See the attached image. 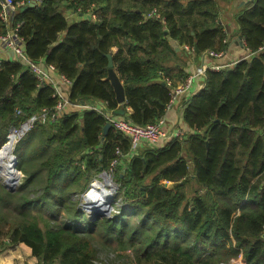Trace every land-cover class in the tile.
Listing matches in <instances>:
<instances>
[{
  "label": "trees",
  "instance_id": "16d2710c",
  "mask_svg": "<svg viewBox=\"0 0 264 264\" xmlns=\"http://www.w3.org/2000/svg\"><path fill=\"white\" fill-rule=\"evenodd\" d=\"M20 7L13 20L26 56L70 79L71 101L127 107L114 115L137 125L165 115L172 87L187 76L185 53L170 39L197 53L227 49L217 0H36ZM151 10L158 16L148 17ZM233 18L249 57L206 71L182 113L195 132L144 146L120 163L110 215L91 214L79 195L108 170L116 147L129 150L128 138L113 127L103 133L105 117L96 110L27 130L13 150L19 184L11 191L0 181V251L17 244L35 264H114L111 254L124 264H264V0L242 4ZM108 54L123 103L106 78ZM54 103L52 87L25 62L0 60V146L11 127ZM113 245L131 247L132 258L110 253Z\"/></svg>",
  "mask_w": 264,
  "mask_h": 264
},
{
  "label": "built area",
  "instance_id": "2783aa9c",
  "mask_svg": "<svg viewBox=\"0 0 264 264\" xmlns=\"http://www.w3.org/2000/svg\"><path fill=\"white\" fill-rule=\"evenodd\" d=\"M24 3L23 0H0V23L5 25V31L0 32V46L10 52L6 60L18 59L25 62L39 83L45 81L52 87V97L55 98V103L53 106L43 107L37 113L29 116L18 128L11 127V132L14 131L17 134L16 139H19L37 122L54 123L65 114L73 112L82 113L84 110L99 111L105 117V121L111 124V127L120 131L129 140L128 152L125 153L119 147H116L109 168L105 171V175L112 181L113 174L117 171L123 158L127 155H134L142 143H148L157 147L155 144L161 143L162 146L166 141L172 139L183 140V138H186L188 132L181 127L169 128L165 120V115L160 116L155 122L137 125L124 116H115L114 110L110 109L102 99L89 98L82 101H71L68 97L71 85L70 79L59 73L53 65L32 61L25 54L23 38L18 31L20 22H14L13 20L19 6H23ZM147 16L152 17L158 15L155 14L154 10H151ZM87 18L94 19L95 14L93 12H87ZM182 46L189 54L195 52V48L192 45L183 43ZM221 54V51L212 49H207L201 53L202 63L192 72L187 73V76L181 82H178L172 87L170 98L166 105V111L180 96L188 92L190 86L198 76H204L207 70L218 71L221 69L222 66L220 64L208 61L220 57ZM165 80L168 83L170 82L168 79ZM16 113L20 114V109L17 108Z\"/></svg>",
  "mask_w": 264,
  "mask_h": 264
},
{
  "label": "crops",
  "instance_id": "0c3cea01",
  "mask_svg": "<svg viewBox=\"0 0 264 264\" xmlns=\"http://www.w3.org/2000/svg\"><path fill=\"white\" fill-rule=\"evenodd\" d=\"M248 1L249 0H231V1L217 0V3L220 7L219 17L221 23L224 24V27L227 31L225 37V41L227 43V49L222 52L220 57L215 58L214 60L213 59L208 60L209 62L211 63L215 62L220 64L221 66H228V65L232 66L238 60L249 57V52L246 50V48L237 42V38H238L237 23L233 18V15L237 12L238 7H240L242 4ZM71 17L75 20L81 18L80 15H75V14H71ZM169 42L179 52L185 53V57L183 58L185 62L182 67L186 73L192 72L197 66H199L202 63L203 60L201 57V52L200 53L194 52L193 54H189L188 52L184 51L182 43H178L174 39H170ZM9 55L10 52L3 49L0 46V60H6L9 57ZM174 70L175 69L173 66L171 71ZM203 85H204V76H198L190 86L188 92L180 96L166 111L165 120L167 121L169 128H176L178 126L181 127L183 130H185L186 132H188V134L191 132H195L193 129H190L187 126V124L184 122L182 118V113L184 110L186 100L191 95L200 91L203 88ZM125 109H127V107ZM120 115H125V114H120ZM147 145L149 144L142 143L137 148L136 153H138L140 149H142L144 146ZM155 145L161 147V143ZM130 157L131 156L128 155L125 156L121 162L126 163ZM120 253L125 255L128 259H131L133 252L132 250L129 249L128 251L121 250ZM35 262L36 260L33 258L31 253L17 244H10L7 247H5L2 251H0V264H35Z\"/></svg>",
  "mask_w": 264,
  "mask_h": 264
},
{
  "label": "water",
  "instance_id": "95a60500",
  "mask_svg": "<svg viewBox=\"0 0 264 264\" xmlns=\"http://www.w3.org/2000/svg\"><path fill=\"white\" fill-rule=\"evenodd\" d=\"M36 4V0H29V2L23 6L20 7L21 10L26 9L27 7L33 6ZM108 64H107V79L110 81L115 96H116V100L119 103H123L125 100V96H124V88H123V84L120 81L119 77L117 76L115 70L113 69V62H112V58L111 55L108 54ZM115 113L118 114H124L125 113V108H119L115 110ZM111 127V124L109 122H106L103 126V133H106V131ZM11 129L9 130L8 134H7V141L8 143H10L9 146H6L7 142H4L1 146H0V153L3 154L4 150L5 153L4 155H0V160L2 159L1 157H7L9 160L8 165L12 168L13 170V175L11 176V178L8 179V181H1V183L3 184V186L11 191L15 190L18 182H19V178H20V170L17 169L16 165H17V156L14 153V144L15 141H17L18 139H14L13 141L9 142V135H10ZM105 171H102L99 175H105ZM90 186H92V183L90 184ZM116 186L111 188V192H110V196L106 197L105 199V203L102 201L97 202L98 204H102L97 206L96 204H89L87 197L85 196L86 194H83V198L84 201L82 202V206L89 212V210H91V214H95V213H99L102 215H109L111 213L112 210V204H111V200L113 198V191L115 190ZM104 203V204H103ZM104 205V206H103Z\"/></svg>",
  "mask_w": 264,
  "mask_h": 264
},
{
  "label": "bare ground",
  "instance_id": "6f19581e",
  "mask_svg": "<svg viewBox=\"0 0 264 264\" xmlns=\"http://www.w3.org/2000/svg\"><path fill=\"white\" fill-rule=\"evenodd\" d=\"M9 142L13 141L14 139L16 140V132L12 131L10 132L9 135ZM7 145L9 146L10 143H8V141L6 140ZM16 142V141H15ZM5 153V152H4ZM0 154V155H4ZM2 159L0 160V179L2 181H8L9 178H11V176L13 175V170L12 168L8 165L9 160L7 157H1ZM103 180H94L92 182V186H90V189L85 193L87 200L89 202V204H96L97 206L102 205V204H98L97 202L102 201L105 203V199L106 197L110 196V192H111V187L109 188L108 186L111 183V180L108 178L107 175H102ZM103 203V204H104ZM104 206V205H103ZM89 212H91V210H89Z\"/></svg>",
  "mask_w": 264,
  "mask_h": 264
},
{
  "label": "rangeland",
  "instance_id": "374dc122",
  "mask_svg": "<svg viewBox=\"0 0 264 264\" xmlns=\"http://www.w3.org/2000/svg\"><path fill=\"white\" fill-rule=\"evenodd\" d=\"M237 42L240 44V45H242V46H244V42H243V39L241 38V36L240 35H238V38H237ZM185 51V50H184ZM18 128V127H17ZM10 130V129H9ZM7 137V136H6ZM6 140H7V138H6ZM81 165V164H80ZM21 172V171H20ZM108 174H109V172H108ZM21 176H20V178H19V182H20V180H21V177H22V172H21V174H20ZM110 175V174H109ZM113 178H115V176H113ZM103 180V177L101 176V175H96L95 176V178H93L92 180H91V182H90V184L94 181V180ZM0 181H2L1 179H0ZM19 182H18V184H19ZM111 183L112 184H110L108 187L110 188H112V187H114V186H116V182L112 179V181H111ZM17 184V185H18ZM195 186V183L193 184V185H191V186H189V188H191V187H194ZM90 189V185H89V187H88V189H86V190H84L80 195H79V203L82 205V202L84 201V198H83V194H85L88 190ZM114 192V191H113ZM113 194V193H112ZM115 211V209L113 208V206H112V210H111V212H114ZM111 214V213H110ZM109 214V215H110ZM131 250V247H129V246H127V248H124L123 249V247L122 248H120V247H115L114 245H113V247H112V252H110V253H115V254H117V253H120V251L121 250H123V251H125V250H129V249ZM103 255H102V257H106L107 256V254H105V252L104 253H102ZM19 257H21V256H19ZM110 257H111V261H114L115 263L114 264H124V263H122V262H120L117 258H114L115 257V255L114 254H111L110 255ZM106 259L108 260V261H110L109 259H108V257H106Z\"/></svg>",
  "mask_w": 264,
  "mask_h": 264
}]
</instances>
